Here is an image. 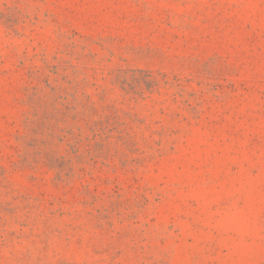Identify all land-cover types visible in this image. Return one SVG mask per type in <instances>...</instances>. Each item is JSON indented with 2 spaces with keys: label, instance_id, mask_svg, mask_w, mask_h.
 Here are the masks:
<instances>
[{
  "label": "rangeland",
  "instance_id": "1",
  "mask_svg": "<svg viewBox=\"0 0 264 264\" xmlns=\"http://www.w3.org/2000/svg\"><path fill=\"white\" fill-rule=\"evenodd\" d=\"M0 264H264V0H0Z\"/></svg>",
  "mask_w": 264,
  "mask_h": 264
}]
</instances>
